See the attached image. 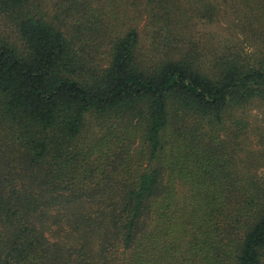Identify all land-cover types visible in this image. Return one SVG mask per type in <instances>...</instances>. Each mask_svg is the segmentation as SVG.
I'll return each instance as SVG.
<instances>
[{
	"label": "trees",
	"instance_id": "16d2710c",
	"mask_svg": "<svg viewBox=\"0 0 264 264\" xmlns=\"http://www.w3.org/2000/svg\"><path fill=\"white\" fill-rule=\"evenodd\" d=\"M188 13L0 0L22 41L0 42V264H264V177L231 144L264 65L183 51Z\"/></svg>",
	"mask_w": 264,
	"mask_h": 264
},
{
	"label": "rangeland",
	"instance_id": "374dc122",
	"mask_svg": "<svg viewBox=\"0 0 264 264\" xmlns=\"http://www.w3.org/2000/svg\"><path fill=\"white\" fill-rule=\"evenodd\" d=\"M184 25L189 26L190 43L183 51H195L209 68L218 70L217 61L236 62L239 65L260 67L264 65V0H180ZM190 19V20H189ZM145 24V22H144ZM154 41H156L154 43ZM157 41L144 34L141 49L149 56L159 55ZM0 42L21 50L22 41L16 23L10 16L0 15ZM155 46L152 47V44ZM108 53L102 56L103 66L108 65ZM241 133L235 147L234 160L242 178L264 177V100L254 99L237 115ZM102 131L94 126L88 142L100 137ZM223 140L230 145L228 134ZM242 186L245 183L242 181Z\"/></svg>",
	"mask_w": 264,
	"mask_h": 264
}]
</instances>
